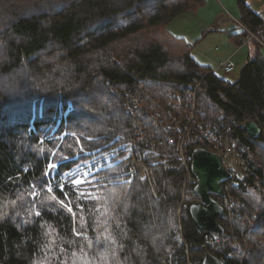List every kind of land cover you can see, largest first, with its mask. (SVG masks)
Returning a JSON list of instances; mask_svg holds the SVG:
<instances>
[{
  "label": "trees",
  "instance_id": "obj_1",
  "mask_svg": "<svg viewBox=\"0 0 264 264\" xmlns=\"http://www.w3.org/2000/svg\"><path fill=\"white\" fill-rule=\"evenodd\" d=\"M207 1L0 0V264H203L207 252L224 264H264V193L231 183L234 230L218 217L221 242L207 244L211 234L190 213L193 191L180 210L186 175L168 169L178 155L155 123L158 111L166 125L184 119L194 94L204 141L187 150L209 149L208 134L219 132L251 144L264 168L263 58L249 57L232 80L169 29ZM237 1L238 20L259 34L264 19Z\"/></svg>",
  "mask_w": 264,
  "mask_h": 264
},
{
  "label": "built area",
  "instance_id": "obj_2",
  "mask_svg": "<svg viewBox=\"0 0 264 264\" xmlns=\"http://www.w3.org/2000/svg\"><path fill=\"white\" fill-rule=\"evenodd\" d=\"M237 24L247 31L248 37L247 40L256 39L261 41L254 32L249 30L242 22L238 19H235ZM214 70L217 72L221 70L223 73L228 74L235 70V65L229 59L219 61ZM195 80H197L195 78ZM199 86V84H198ZM195 99L196 95L191 96V105L190 111L185 116L184 119H179L177 117H171L172 124H167L163 120L164 113L158 111L155 117L156 127L166 126L168 134L166 140L172 144L177 152L178 160L177 162L169 164L168 169L180 170L186 175V183L183 190V200L181 203L180 210L187 208V200L192 199L194 196L191 195L192 191L195 193L199 202L200 198L195 192V185L197 183L196 176L192 171V151H188L187 147L193 144L203 143V138H201L199 133L195 132V127L197 128L198 121L195 118ZM155 104V103H154ZM131 112L135 113V110L129 104ZM244 127V124L242 125ZM133 127L138 132L139 136L146 138L149 143H152V140L148 138L146 126L142 118L138 115L133 117ZM207 145L209 150L217 152L222 155L223 162L226 168L232 173L231 178L226 181L223 186L226 192L225 197L214 196L215 199L223 206L224 211L219 217L225 220V226L231 232H233V225L235 223V216L240 213L236 211L234 207L235 200L231 195V183L236 180H240L246 185L249 189H259L264 193V168L258 162L256 154L253 150L251 144L236 145L234 141L231 140V137L224 136L222 133H215L214 135L208 134ZM142 161L141 154L138 151L133 152V162L137 173L140 170L144 177L147 176V173L144 172L145 166L140 164ZM227 162V163H226ZM137 166V167H136ZM140 174V173H139ZM141 175V174H140ZM176 227V236L184 244V237L182 232L181 222L177 224ZM258 221L257 218H252L248 223V230L253 231L257 228ZM201 229V228H200ZM221 242L220 234H211L210 237L206 239L207 244H219ZM189 264H194L189 262Z\"/></svg>",
  "mask_w": 264,
  "mask_h": 264
},
{
  "label": "rangeland",
  "instance_id": "obj_3",
  "mask_svg": "<svg viewBox=\"0 0 264 264\" xmlns=\"http://www.w3.org/2000/svg\"><path fill=\"white\" fill-rule=\"evenodd\" d=\"M248 4L255 12H261L264 15V0H248ZM198 10L199 12H196H198L199 19L202 20L201 23H199L194 16L190 17L183 13L170 22L168 26L172 32H177L176 34H178V31L182 32V34L178 35L184 36L189 44L193 45L192 54L201 64H212V66L215 67L218 63L217 60L220 61V59H223L228 51L234 49L238 51L240 49L238 47H242L231 37L233 33H237L242 29V27H240L235 21V19L241 17V11L237 0H208L207 4L200 6ZM189 11L195 12V10ZM220 12H222V15L219 14ZM224 15L229 17L231 20L230 24L226 21L222 22ZM212 28L216 31H211L210 29ZM199 33L201 34L198 38ZM238 53L239 54L234 57V61L237 63V67L234 71L225 74L221 70H218L217 73L224 75L229 79H235L239 75V71L243 66L241 58L242 52ZM140 164L145 166L144 172L148 175V169L143 163V159ZM138 171L141 175L138 174L144 178V173L142 174L140 170ZM74 264H82V262L76 261Z\"/></svg>",
  "mask_w": 264,
  "mask_h": 264
},
{
  "label": "water",
  "instance_id": "obj_4",
  "mask_svg": "<svg viewBox=\"0 0 264 264\" xmlns=\"http://www.w3.org/2000/svg\"><path fill=\"white\" fill-rule=\"evenodd\" d=\"M244 129L253 138H259L262 132L255 120H247ZM192 171L197 179L195 192L200 200L191 204V216L205 234H222L225 228L218 217L223 213L224 208L214 196L225 197L223 184L231 178L232 173L224 165L221 154L204 147L193 150ZM203 264H224V262L212 252H207Z\"/></svg>",
  "mask_w": 264,
  "mask_h": 264
},
{
  "label": "crops",
  "instance_id": "obj_5",
  "mask_svg": "<svg viewBox=\"0 0 264 264\" xmlns=\"http://www.w3.org/2000/svg\"><path fill=\"white\" fill-rule=\"evenodd\" d=\"M208 2V1H207ZM207 4V3H206ZM199 12V10H197ZM196 12V11H195ZM194 11H189V12H185V15H189L190 17H193L196 19L199 23H201L202 20L199 19L198 16V12H196L195 14ZM259 13V15L264 19V15L261 12H257ZM219 14L222 15V12H220ZM223 21L222 22H229L230 24V19L228 16L224 15L223 16ZM211 28V27H209ZM211 31H216L214 30V28L210 29ZM243 28L237 32V33H233L231 35V37L237 42L238 45L242 46V47H238L240 48L238 51L237 50H232V51H228L225 54V57H223V59H220V61L222 60H226L229 59L230 61H232L235 65V68L237 67V63L234 61V57L239 54L238 52H242V62L244 65V63L247 61V59L251 56H255V55H260L263 60H264V30H260L261 32L259 34H256V36L261 40H256V39H251V40H247L246 34H243L242 36L240 35V33H242ZM177 33V32H174ZM178 34H182V32L178 31ZM201 33L198 34V38L200 36ZM184 37V36H183ZM247 37H248V33H247ZM199 40V39H198ZM219 62V60H217ZM212 63V62H211ZM212 65V64H211Z\"/></svg>",
  "mask_w": 264,
  "mask_h": 264
},
{
  "label": "snow or ice",
  "instance_id": "obj_6",
  "mask_svg": "<svg viewBox=\"0 0 264 264\" xmlns=\"http://www.w3.org/2000/svg\"><path fill=\"white\" fill-rule=\"evenodd\" d=\"M53 167H55V165H53V164H51V163H50L49 166H48L49 170H51ZM47 190L50 191V192H53L52 187H48ZM194 207H195V206H194ZM37 215H39V213H37Z\"/></svg>",
  "mask_w": 264,
  "mask_h": 264
}]
</instances>
